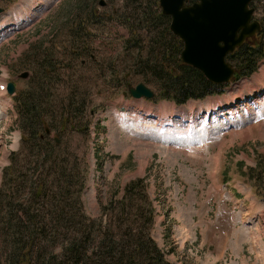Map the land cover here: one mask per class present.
Returning <instances> with one entry per match:
<instances>
[{
    "label": "rangeland",
    "instance_id": "rangeland-1",
    "mask_svg": "<svg viewBox=\"0 0 264 264\" xmlns=\"http://www.w3.org/2000/svg\"><path fill=\"white\" fill-rule=\"evenodd\" d=\"M249 6L264 29V0ZM1 9L0 83L12 81L14 90L0 91V187L17 153L12 172L20 173L11 179L20 193L12 200L27 196L39 218L57 225L47 247L83 227L98 234L107 226L128 242L135 222L169 264H264V55L248 76L234 79L233 69L221 94L174 104L161 93L163 74L153 73L174 43L157 0H0ZM42 67L43 85L33 88ZM25 70L30 77L20 78ZM137 83L153 96L132 99L127 86ZM27 89L43 95L39 145L24 141L30 127L19 121L18 94ZM53 140L60 171L46 172L45 163L39 176L32 151L49 153ZM135 179L142 196L128 191L134 210L118 225L116 204ZM37 181L45 185L34 199L26 186ZM231 196L258 219L240 223Z\"/></svg>",
    "mask_w": 264,
    "mask_h": 264
},
{
    "label": "trees",
    "instance_id": "trees-1",
    "mask_svg": "<svg viewBox=\"0 0 264 264\" xmlns=\"http://www.w3.org/2000/svg\"><path fill=\"white\" fill-rule=\"evenodd\" d=\"M194 1L185 0V4ZM157 18L165 24L164 30L170 38H174L172 53L165 52L162 54L163 59L156 60L159 62L158 68L153 69L155 75L158 73L163 74L165 86L161 93H166L169 99L179 104L187 99H201L206 95L220 92L218 89L219 84L209 82L199 70L182 63L179 57H176L180 53L182 43L179 38L169 34V17L158 12ZM262 28H260L259 33L245 39L232 52L225 55L226 61H232L234 79L252 74L257 68L258 61L263 58L264 29ZM169 60L172 64L167 62ZM39 73L29 84H33V88H41L43 85L42 80L47 75L43 67L40 68ZM31 92V89H27L18 94L20 101L17 102V105L19 108L22 106L25 111V116L19 121L21 126L26 124L30 127V137L24 136V141L29 142L32 140L31 142H35L36 140L37 145H39L44 136L43 133L42 135L39 134V130L43 129L44 126L42 118L44 112L41 110V106H38L37 101L42 94H35L32 98ZM16 120L18 121L17 117ZM46 132L47 129L44 128V133ZM55 141L47 142L51 147L49 153H46L45 148L44 150L37 148L35 153L32 151L33 159L31 158V160L34 171H38L39 176L43 172L42 167L45 163L49 167L46 172L60 171L61 160L56 155L52 156L59 146V143ZM10 155L9 164L4 168L2 175L5 181L1 183L0 187V251L3 253L2 264H85L87 261L94 264H169L163 259L151 238L145 233L140 232L139 234L137 232L135 222L131 224V235H137V237L131 238V241H117L116 232L111 231L107 226L101 227L102 230L98 234H91L87 227H83V229H73L60 236L57 242H53L52 249H58L54 252L47 247L45 239L48 241L49 238L54 240L57 237V225L50 220L39 218L38 212L40 209L34 208L31 205V199L28 200L27 196L25 197L27 199L26 203L12 200V198L19 199L17 196H19L20 188L17 187L11 177H17L20 172H12L15 163L18 168L17 153L12 152ZM44 185L43 181L27 185L28 191L31 192L30 197L34 199L38 197L42 193ZM139 187L140 190L143 187L140 179L131 180L125 185L123 197L116 204L119 215L123 219L118 225L130 221L129 212L134 209L130 206L132 201L128 199V191L136 188L139 196H142ZM137 200L139 202L140 197H137ZM64 210L67 209H60L61 215L66 214ZM103 213L106 212L103 211ZM146 219H150L149 213Z\"/></svg>",
    "mask_w": 264,
    "mask_h": 264
},
{
    "label": "water",
    "instance_id": "water-1",
    "mask_svg": "<svg viewBox=\"0 0 264 264\" xmlns=\"http://www.w3.org/2000/svg\"><path fill=\"white\" fill-rule=\"evenodd\" d=\"M250 1L196 0L185 4L184 0H157L161 14L169 17V31L182 43L179 60L213 84L226 83L232 75L233 67L225 55L260 30L259 22L251 18ZM28 74L23 71L19 77ZM13 88L12 82L6 84L8 94ZM127 92L132 98L153 96L143 83L127 86Z\"/></svg>",
    "mask_w": 264,
    "mask_h": 264
},
{
    "label": "crops",
    "instance_id": "crops-1",
    "mask_svg": "<svg viewBox=\"0 0 264 264\" xmlns=\"http://www.w3.org/2000/svg\"><path fill=\"white\" fill-rule=\"evenodd\" d=\"M239 199L243 202L244 200H243V198H241V197H239Z\"/></svg>",
    "mask_w": 264,
    "mask_h": 264
},
{
    "label": "snow or ice",
    "instance_id": "snow-or-ice-1",
    "mask_svg": "<svg viewBox=\"0 0 264 264\" xmlns=\"http://www.w3.org/2000/svg\"><path fill=\"white\" fill-rule=\"evenodd\" d=\"M3 87V85H0V88H2Z\"/></svg>",
    "mask_w": 264,
    "mask_h": 264
},
{
    "label": "bare ground",
    "instance_id": "bare-ground-1",
    "mask_svg": "<svg viewBox=\"0 0 264 264\" xmlns=\"http://www.w3.org/2000/svg\"><path fill=\"white\" fill-rule=\"evenodd\" d=\"M260 91V90H259ZM257 92V91H256Z\"/></svg>",
    "mask_w": 264,
    "mask_h": 264
}]
</instances>
